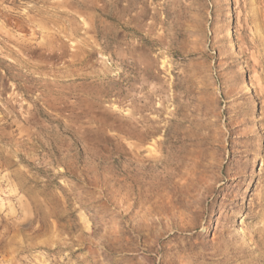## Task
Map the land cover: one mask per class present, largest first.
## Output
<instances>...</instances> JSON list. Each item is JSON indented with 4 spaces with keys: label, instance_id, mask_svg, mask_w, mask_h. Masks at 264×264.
Masks as SVG:
<instances>
[{
    "label": "rangeland",
    "instance_id": "obj_1",
    "mask_svg": "<svg viewBox=\"0 0 264 264\" xmlns=\"http://www.w3.org/2000/svg\"><path fill=\"white\" fill-rule=\"evenodd\" d=\"M0 264H264V0H0Z\"/></svg>",
    "mask_w": 264,
    "mask_h": 264
},
{
    "label": "bare ground",
    "instance_id": "obj_2",
    "mask_svg": "<svg viewBox=\"0 0 264 264\" xmlns=\"http://www.w3.org/2000/svg\"><path fill=\"white\" fill-rule=\"evenodd\" d=\"M231 37H232V36H231L230 33H228V34L226 35L227 40H229ZM205 230H207V227H205Z\"/></svg>",
    "mask_w": 264,
    "mask_h": 264
}]
</instances>
